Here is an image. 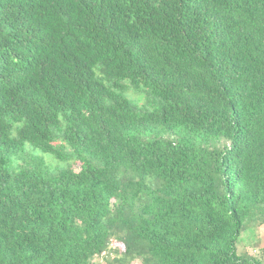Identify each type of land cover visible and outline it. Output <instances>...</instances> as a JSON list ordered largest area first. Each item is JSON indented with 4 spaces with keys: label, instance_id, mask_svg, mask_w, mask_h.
Segmentation results:
<instances>
[{
    "label": "trees",
    "instance_id": "trees-1",
    "mask_svg": "<svg viewBox=\"0 0 264 264\" xmlns=\"http://www.w3.org/2000/svg\"><path fill=\"white\" fill-rule=\"evenodd\" d=\"M262 226L264 0H0V264H264Z\"/></svg>",
    "mask_w": 264,
    "mask_h": 264
},
{
    "label": "rangeland",
    "instance_id": "rangeland-1",
    "mask_svg": "<svg viewBox=\"0 0 264 264\" xmlns=\"http://www.w3.org/2000/svg\"><path fill=\"white\" fill-rule=\"evenodd\" d=\"M129 96L139 101L141 104L143 103V99L139 98L137 95L133 93H129ZM75 169H77V167H75ZM112 247L122 249V247L120 245H117L116 243H113ZM262 248H264V226L260 227L254 235L252 234L245 235L243 240L239 244L240 250L246 249V250H249V252L253 254H256L258 250ZM104 254H102L101 257L96 258L94 262L102 263L103 257H105Z\"/></svg>",
    "mask_w": 264,
    "mask_h": 264
}]
</instances>
